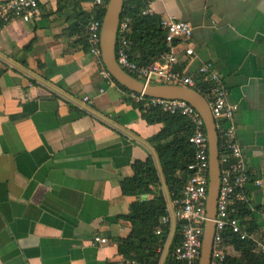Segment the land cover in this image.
I'll use <instances>...</instances> for the list:
<instances>
[{
  "label": "crops",
  "instance_id": "crops-1",
  "mask_svg": "<svg viewBox=\"0 0 264 264\" xmlns=\"http://www.w3.org/2000/svg\"><path fill=\"white\" fill-rule=\"evenodd\" d=\"M146 1L151 15L193 28L191 61L184 45L174 46L178 69L195 74L211 63L238 108L236 137L250 177L247 221H255L259 233L264 0ZM38 3V20L13 21L0 35V264H125L117 240L131 233L132 204L159 192L169 201L163 181L155 194L140 197L125 196L121 188L137 162L152 158L161 174L150 140L163 125L147 124L138 103L101 77L96 57L85 49L81 34L95 13L92 0ZM96 237L107 244H96Z\"/></svg>",
  "mask_w": 264,
  "mask_h": 264
},
{
  "label": "built area",
  "instance_id": "built-area-1",
  "mask_svg": "<svg viewBox=\"0 0 264 264\" xmlns=\"http://www.w3.org/2000/svg\"><path fill=\"white\" fill-rule=\"evenodd\" d=\"M109 0H92L93 9L105 13ZM130 0H124L128 2ZM144 15H151L149 10ZM41 17L38 0H12L0 4V35L3 28L13 22L31 23ZM103 16L92 18L87 25V43L90 54L96 57L100 66V75L110 85L115 82L105 69L101 60L100 38ZM160 27L165 33L167 51L147 66L133 61L130 55L132 42L129 40L130 20L120 21L117 41L116 60L118 65L129 75L146 84L180 86L196 90L206 87V99L215 128L219 137L220 186L214 219L215 235L212 247L211 264H224L227 254L224 248L223 235L230 232L241 241H251L256 246V253H264V229L256 236L248 232L244 223L231 218V208L235 203L248 204L246 187L250 181L243 151L238 143L235 115L237 106L229 103L228 90L222 77L211 63L197 68L195 74L178 69L180 62L174 52L176 43L184 45L183 54L191 61L194 50L191 45L193 28L190 24L173 18L160 20ZM197 91V90H196ZM136 103H141L145 113L151 108L159 109L163 114L172 117H184L192 125L189 143L193 148V159L187 165L189 177L179 198L167 203V214L160 223L170 230L169 236L180 224L179 240L174 247L172 257L178 264H199L205 224L207 222L206 203L209 187V154L204 122L199 113L189 104L176 100L147 99L141 95L130 94ZM84 102H89L84 98ZM160 235V231L156 232ZM94 242L100 246L107 244V239L96 237ZM138 264V263H130Z\"/></svg>",
  "mask_w": 264,
  "mask_h": 264
},
{
  "label": "trees",
  "instance_id": "trees-1",
  "mask_svg": "<svg viewBox=\"0 0 264 264\" xmlns=\"http://www.w3.org/2000/svg\"><path fill=\"white\" fill-rule=\"evenodd\" d=\"M147 10L146 0H130L124 2L121 20H130L129 40L132 42L130 55L137 64L147 66L167 51L165 33L160 27V19L154 15H144ZM92 18L100 19L104 12L94 10ZM85 21L84 47L88 49L87 25ZM140 52L139 61L134 55ZM115 82V81H114ZM116 85H118L115 82ZM119 86V85H118ZM123 91L131 94L125 88ZM202 96L206 87L196 89ZM136 106L143 111L142 104ZM143 119L149 125L161 124L163 130L150 143H156L161 174L152 158L133 165V176L124 179L121 188L125 196L140 197L155 194L153 189H160L164 182L171 201L180 197L183 187L189 177L187 165L193 159V148L189 143L193 127L184 117H172L163 114L159 109L151 108L143 113ZM167 214V202L163 192L156 194L151 201H139L130 207L132 230L126 239L117 240L118 253L124 258L125 264H161L167 245L170 230L161 225V219ZM231 218L239 219L247 225L248 232L259 236V228L255 221H247L252 214L248 204L235 203L231 208ZM160 231L157 236L156 232ZM180 224H177L170 251L164 264H178L172 257L174 247L179 240ZM225 252L228 255L224 264H264V253H256V246L251 241H241L229 231L223 235Z\"/></svg>",
  "mask_w": 264,
  "mask_h": 264
},
{
  "label": "water",
  "instance_id": "water-1",
  "mask_svg": "<svg viewBox=\"0 0 264 264\" xmlns=\"http://www.w3.org/2000/svg\"><path fill=\"white\" fill-rule=\"evenodd\" d=\"M9 1L12 0H0V4ZM123 8L124 0H109L102 21L100 38L101 60L112 79L130 93L141 95L147 99L185 102L199 113L204 122L209 154V187L206 203L207 222L203 234L199 264H211L212 247L215 235V225L213 221L216 216L220 186L219 137L215 128V121L206 99L198 91L180 86L146 84L121 69L116 60V41ZM169 249L170 242L161 264L164 263Z\"/></svg>",
  "mask_w": 264,
  "mask_h": 264
}]
</instances>
